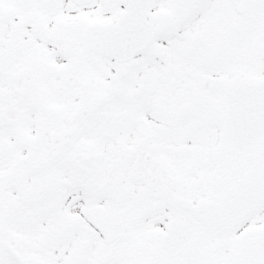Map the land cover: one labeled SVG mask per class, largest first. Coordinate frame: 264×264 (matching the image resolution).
Wrapping results in <instances>:
<instances>
[{
	"label": "snow or ice",
	"instance_id": "snow-or-ice-1",
	"mask_svg": "<svg viewBox=\"0 0 264 264\" xmlns=\"http://www.w3.org/2000/svg\"><path fill=\"white\" fill-rule=\"evenodd\" d=\"M0 264H264V0H0Z\"/></svg>",
	"mask_w": 264,
	"mask_h": 264
}]
</instances>
